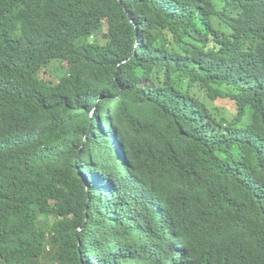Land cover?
<instances>
[{
	"label": "trees",
	"instance_id": "1",
	"mask_svg": "<svg viewBox=\"0 0 264 264\" xmlns=\"http://www.w3.org/2000/svg\"><path fill=\"white\" fill-rule=\"evenodd\" d=\"M0 264H264V0H0Z\"/></svg>",
	"mask_w": 264,
	"mask_h": 264
},
{
	"label": "rangeland",
	"instance_id": "2",
	"mask_svg": "<svg viewBox=\"0 0 264 264\" xmlns=\"http://www.w3.org/2000/svg\"><path fill=\"white\" fill-rule=\"evenodd\" d=\"M98 40H99V42L102 44V43H104L103 42V39H102V37L100 36V37H98ZM48 72L52 75V77L54 76V77H60L61 76V74L58 72V71H56V69H53V68H51L50 70H48Z\"/></svg>",
	"mask_w": 264,
	"mask_h": 264
}]
</instances>
